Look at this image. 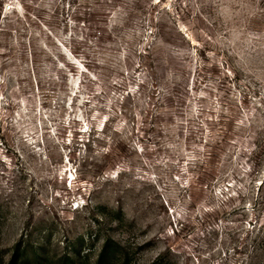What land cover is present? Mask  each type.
<instances>
[{
  "label": "rangeland",
  "instance_id": "rangeland-1",
  "mask_svg": "<svg viewBox=\"0 0 264 264\" xmlns=\"http://www.w3.org/2000/svg\"><path fill=\"white\" fill-rule=\"evenodd\" d=\"M27 236L264 264V0H0V247Z\"/></svg>",
  "mask_w": 264,
  "mask_h": 264
},
{
  "label": "trees",
  "instance_id": "trees-1",
  "mask_svg": "<svg viewBox=\"0 0 264 264\" xmlns=\"http://www.w3.org/2000/svg\"><path fill=\"white\" fill-rule=\"evenodd\" d=\"M25 242L24 237L15 245L10 257H7L0 247V264H131L129 253L120 251L121 244L115 240L107 239L95 263L89 261V253L76 254L69 251L59 259L51 260L45 256V251L31 240ZM123 248V247H122Z\"/></svg>",
  "mask_w": 264,
  "mask_h": 264
}]
</instances>
